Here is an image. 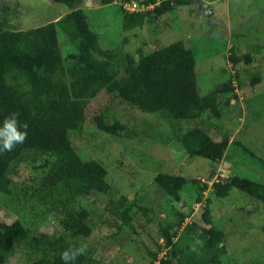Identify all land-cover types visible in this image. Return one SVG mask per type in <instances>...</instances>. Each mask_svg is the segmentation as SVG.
<instances>
[{
  "label": "trees",
  "instance_id": "obj_1",
  "mask_svg": "<svg viewBox=\"0 0 264 264\" xmlns=\"http://www.w3.org/2000/svg\"><path fill=\"white\" fill-rule=\"evenodd\" d=\"M49 1L67 4L70 10L56 20L30 27L22 25V21L12 24L0 15V122L10 112L19 111L20 121L29 126L23 144L12 152L0 154V196L13 204L15 210H29L32 220L42 222L51 214H60L61 218L57 229L50 233H31L20 218L0 221V264H5L13 254L15 241L26 251L22 264H63L60 253L70 245L84 244L95 226L113 227L112 233L117 234L123 228H132L135 213L160 215L123 194L117 196V191L105 179L103 165L79 157L73 138L79 135L86 119L98 131L110 136L121 137L125 129L108 104L87 113L88 103L99 93L141 113L161 114L171 120H197L205 111H215L216 98L234 93L231 80L226 79L200 95L192 52L179 40L146 51L139 47L129 52L123 42L117 48L102 49L79 8L82 0ZM97 1L110 4L114 0ZM121 1L139 6L153 4L150 9L133 11L119 4L121 31L151 23L176 6L200 3V0ZM58 31L71 46L66 54L61 52ZM229 59L233 64L239 59L249 61L250 56L246 53L240 58L231 53ZM259 81L258 74L250 80L252 84ZM175 140L189 157L212 162L213 171L228 143L227 138L215 139L199 128L176 134ZM258 160L264 166V160ZM21 163L33 173H27L21 185L13 184V175ZM152 182L175 203L181 202L180 190L186 182L195 186V202H200L203 191L224 198L231 188L255 201H264L263 184L237 175L224 180L207 176L201 182L159 172ZM93 194L108 198L103 209L106 214L94 216L93 201H86ZM167 214L171 218L158 217L155 222V233L162 243H156L155 249H165L157 264H218L224 251V233L212 224L207 204L203 205L201 223H184L187 215L172 206ZM107 215L113 218L108 220ZM197 239L204 240L200 255L190 251ZM145 252L151 263L154 251L146 249ZM94 254V248L87 247L76 264H102ZM252 264H264V257Z\"/></svg>",
  "mask_w": 264,
  "mask_h": 264
},
{
  "label": "rangeland",
  "instance_id": "obj_2",
  "mask_svg": "<svg viewBox=\"0 0 264 264\" xmlns=\"http://www.w3.org/2000/svg\"><path fill=\"white\" fill-rule=\"evenodd\" d=\"M207 1L210 2V14L194 1L186 6H176L171 12L155 17L151 23L126 31L120 30L118 17V5L125 8L124 1L100 4L97 0H82L79 4L89 27L96 33L100 48L114 49L123 42L129 52L139 47L146 51L179 40L192 52L196 88L200 95L226 79L234 86V93L227 95L229 99L227 96L216 98L215 111H205L197 120H171L161 114L141 113L104 93H99L88 103L87 113L110 105L125 129L121 137L110 136L98 131L86 119L79 135L73 138L79 157L103 165L105 179L117 191V196L123 194L153 212H160L159 216L151 212L147 215L135 213L132 228H123L117 234L112 233L113 227L95 226L84 244L94 248V255L102 264L157 262L165 252L164 248L156 250L154 246L160 243L155 233L157 218H171L167 212L172 206L187 215L184 223H201L204 204L208 205L212 224L224 233V251L218 264H252L264 257V201H255L231 188L224 198L203 191L200 202H195V186L186 182L180 190V206L165 197L152 182L156 173L163 172L201 182H205L207 176L215 180L237 175L264 185V166L258 160H264V0ZM69 10V5L49 0H0V15L12 24L22 21L26 27L56 20ZM57 38L62 54L70 52L71 46L65 35L58 31ZM231 53L240 58L247 53L250 60L239 59L232 64ZM255 74L259 75L260 81L252 84L250 80ZM193 128H199L215 139L227 138L221 161L211 175L212 162L197 156L189 157L175 140L176 134ZM16 171L13 184L21 185L30 169L21 163ZM107 199L104 195L93 194L86 200L93 201L94 216L106 214L103 209ZM29 214L27 209H13V204L6 203L0 196V221L20 218L31 233H50L57 229L61 218L60 214H51L38 222L30 219ZM107 216L108 220L113 218ZM147 217L151 220L147 221ZM146 249L154 251L151 263ZM24 252L25 248L15 241L14 252L5 264H22Z\"/></svg>",
  "mask_w": 264,
  "mask_h": 264
},
{
  "label": "clouds",
  "instance_id": "obj_3",
  "mask_svg": "<svg viewBox=\"0 0 264 264\" xmlns=\"http://www.w3.org/2000/svg\"><path fill=\"white\" fill-rule=\"evenodd\" d=\"M200 5L198 7L203 9L202 6L207 4V11L210 9L209 1L200 0ZM210 3V2H209ZM152 5L153 4H148ZM152 6L150 8H152ZM148 8V9H150ZM204 10V9H203ZM211 12L209 11L208 14ZM19 111H12L7 116L3 118V121L0 122V154L6 152H12L17 145L23 144L28 136V123L21 122L19 119ZM202 234H198L200 236ZM198 245V246H197ZM204 240L197 239L193 242L190 247V251L195 252L197 255H200V248H203ZM87 251V245L81 244L79 246L70 245L68 248L64 249L60 253V259L63 264H76L78 257L85 254Z\"/></svg>",
  "mask_w": 264,
  "mask_h": 264
},
{
  "label": "built area",
  "instance_id": "obj_4",
  "mask_svg": "<svg viewBox=\"0 0 264 264\" xmlns=\"http://www.w3.org/2000/svg\"><path fill=\"white\" fill-rule=\"evenodd\" d=\"M152 5H147V6H142V5H136L134 2H130V3H126V9H128L129 11H133V10H140V9H148L150 8ZM143 7V8H141ZM148 7V8H146ZM154 264H157V262H154Z\"/></svg>",
  "mask_w": 264,
  "mask_h": 264
},
{
  "label": "water",
  "instance_id": "obj_5",
  "mask_svg": "<svg viewBox=\"0 0 264 264\" xmlns=\"http://www.w3.org/2000/svg\"><path fill=\"white\" fill-rule=\"evenodd\" d=\"M207 7H208L207 4H204V5L202 6V8L204 9V11H205L206 14L209 13V11L206 10ZM154 49H156V47H155ZM223 167H225V166L223 165ZM212 173H213V170L210 171L209 175H211ZM226 173H227V171L225 170V171H224V174H226ZM224 179H225V178H223V180H224ZM181 205H182V202H180V206H181ZM183 210H185V208H183Z\"/></svg>",
  "mask_w": 264,
  "mask_h": 264
}]
</instances>
